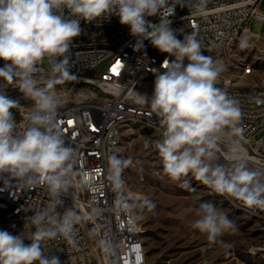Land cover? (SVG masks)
<instances>
[{
    "label": "clouds",
    "instance_id": "obj_1",
    "mask_svg": "<svg viewBox=\"0 0 264 264\" xmlns=\"http://www.w3.org/2000/svg\"><path fill=\"white\" fill-rule=\"evenodd\" d=\"M175 8L171 0H0V60L4 61L0 66V178L29 186L46 184L51 197L48 207L29 218L36 229L30 235L0 230V264H60L57 256L47 255L42 242L57 235L70 240L80 219L71 209L63 214L56 211L72 184L76 162L57 119L56 86L76 79L70 70V53L73 41L81 35L82 22L115 16L138 38L134 50H140L148 39L161 53L174 57L163 61V72L152 69L155 80L150 99L136 93L138 102L150 107L163 129L155 148L164 174L187 187L182 178L191 173L218 194L242 201L250 209H264V172L246 166L238 141L230 149V166L216 162L217 142L225 130L229 135L241 132V109L237 100L216 86L225 64L204 55L194 33L180 29L183 39L177 38L169 19ZM155 16L160 18L158 24L148 20ZM239 47H248L247 37ZM45 59L49 67L41 75ZM9 86L32 102L23 131H17L13 112L20 102L6 94ZM129 163L116 155L109 157V179L117 186ZM194 211L191 226L209 241L235 229L227 214L212 203H201Z\"/></svg>",
    "mask_w": 264,
    "mask_h": 264
},
{
    "label": "built area",
    "instance_id": "obj_2",
    "mask_svg": "<svg viewBox=\"0 0 264 264\" xmlns=\"http://www.w3.org/2000/svg\"><path fill=\"white\" fill-rule=\"evenodd\" d=\"M171 2L176 8L169 18L170 27L177 38L183 39L180 29L185 34L194 33L207 56L218 46L239 40L247 29L250 31L253 21L262 24L263 33L259 36L264 38V12L258 9L262 0ZM148 20L158 24L160 18ZM81 27V35L73 41L70 53V70L76 79L56 86L57 119L66 144L76 153L72 184L62 194L63 205L56 211L63 214L65 209H71L80 219L70 240L57 235L43 241L42 247L47 255L57 256L60 264H149L147 251L140 249L144 228L132 221L135 200H140L141 195L123 187L121 173L118 186L109 179L108 159L121 156L122 123L142 121L163 131L150 107L138 102L131 90L154 85L152 69L163 72V61L174 57L161 53L148 39L143 40L140 50H134L138 38L130 35L129 28L115 16L91 24L82 22ZM94 30H103V38H94ZM3 64L0 60V66ZM48 67L41 65L40 74L46 75ZM216 86L238 101L242 116L238 124L241 132L236 137L244 143L238 147L244 149L240 152L245 161L263 171L264 134L259 138L257 135L264 130V86H232L222 80ZM6 94L20 102L13 112L17 131H23L29 113L26 105L32 102L25 100L14 86H9ZM225 139L232 145L231 137ZM216 156L217 163L231 165V155L218 145ZM226 197L233 208L255 218L264 235V209H250L242 201ZM50 199L46 184L29 186L21 180L0 178V230L30 235L36 229L29 218L48 207Z\"/></svg>",
    "mask_w": 264,
    "mask_h": 264
},
{
    "label": "rangeland",
    "instance_id": "obj_3",
    "mask_svg": "<svg viewBox=\"0 0 264 264\" xmlns=\"http://www.w3.org/2000/svg\"><path fill=\"white\" fill-rule=\"evenodd\" d=\"M258 9L264 12V0ZM249 28L250 33L218 46L208 56L225 64L226 71L220 80L230 79L237 86H264V38L257 37L263 33L262 24L253 21ZM244 37L248 38V47L242 50L239 44ZM48 66L45 59L42 67ZM247 68L251 70L249 75H245ZM154 80L151 79L152 84ZM141 89L152 96L154 88ZM26 108L30 112L32 105ZM228 132L226 129L217 145L231 155L235 141L239 142L238 146L244 143ZM263 134L264 130L257 138ZM225 136L232 138V145L227 143ZM161 139L162 132L139 121L123 128L120 158L130 163L123 168L121 177L132 191L141 195L134 206V217L144 227L142 238L149 264H264V235L258 221L233 208L191 173L182 178L187 181V187L181 186L182 181H173L165 175L155 148V142ZM245 163L251 170L264 172L250 161ZM206 202L222 209L235 225L234 230L225 232L215 242L191 226L196 219L194 210ZM189 208L193 211H187Z\"/></svg>",
    "mask_w": 264,
    "mask_h": 264
},
{
    "label": "bare ground",
    "instance_id": "obj_4",
    "mask_svg": "<svg viewBox=\"0 0 264 264\" xmlns=\"http://www.w3.org/2000/svg\"><path fill=\"white\" fill-rule=\"evenodd\" d=\"M245 32H247V33H250V31L247 29ZM257 37L258 38H261V39H263V37H260L259 35H257ZM94 38H103V30H94ZM202 53L203 54H205L206 52H204V50H202ZM251 73V70H250V68H247L246 70H245V75H249ZM218 80H220V79H218ZM222 81H224V82H229L230 83V85H232V86H237V85H235V84H232V82H231V80L229 79V80H227V79H225V80H222ZM145 86H148V84H146L145 83ZM150 88H154V85H152L151 86V84H150V86H149ZM149 87H146L147 89L149 88ZM141 89V88H140ZM139 88H133L132 90H131V93L133 94V96L137 99V96H136V93L137 94H140V95H145L146 97H148L149 99L151 98L149 95H147V94H145L143 91H142V89L140 90ZM139 122H142V121H139ZM143 123V122H142ZM129 123H122V131H123V128L125 127V126H127ZM239 150L241 151V152H243L244 151V149H242V148H240L239 147ZM123 187H128L124 182H123ZM132 193L133 194H138V193H136V192H134V191H132ZM138 195H140V194H138ZM220 196L225 200V201H227L230 205H231V200H229V198L228 197H226V195H222V194H220ZM138 200H135V203L137 202ZM238 211H240V212H242V210H238ZM243 213V212H242ZM132 221L133 222H135V223H139L136 219H135V217H134V213H132ZM142 227H143V225H142ZM144 228V227H143ZM140 249H142V250H145V245H144V242H143V240H140Z\"/></svg>",
    "mask_w": 264,
    "mask_h": 264
},
{
    "label": "snow or ice",
    "instance_id": "obj_5",
    "mask_svg": "<svg viewBox=\"0 0 264 264\" xmlns=\"http://www.w3.org/2000/svg\"><path fill=\"white\" fill-rule=\"evenodd\" d=\"M118 67V66H117ZM114 71H115V69H114Z\"/></svg>",
    "mask_w": 264,
    "mask_h": 264
},
{
    "label": "crops",
    "instance_id": "obj_6",
    "mask_svg": "<svg viewBox=\"0 0 264 264\" xmlns=\"http://www.w3.org/2000/svg\"><path fill=\"white\" fill-rule=\"evenodd\" d=\"M245 33H247V32H245Z\"/></svg>",
    "mask_w": 264,
    "mask_h": 264
}]
</instances>
